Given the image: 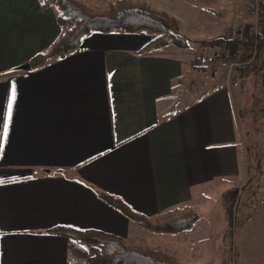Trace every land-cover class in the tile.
<instances>
[{
  "label": "crops",
  "instance_id": "obj_1",
  "mask_svg": "<svg viewBox=\"0 0 264 264\" xmlns=\"http://www.w3.org/2000/svg\"><path fill=\"white\" fill-rule=\"evenodd\" d=\"M134 1L175 17L192 40L227 38L252 22L248 0ZM61 31L40 0H0V264H84L67 237L48 232L56 227L128 244L150 238L99 192L154 219L174 207L209 208L246 172L252 78L228 65L245 43L138 54L154 35L96 32L77 52L23 69Z\"/></svg>",
  "mask_w": 264,
  "mask_h": 264
},
{
  "label": "trees",
  "instance_id": "obj_2",
  "mask_svg": "<svg viewBox=\"0 0 264 264\" xmlns=\"http://www.w3.org/2000/svg\"><path fill=\"white\" fill-rule=\"evenodd\" d=\"M44 9L52 8L62 28L61 34L45 52L34 56L29 62L32 68L45 65L50 60L77 52L83 39L96 32L100 33H151L153 39L138 54H148L169 46L186 49L194 42L215 47L232 43L228 37L209 41L192 40L181 31L179 21L166 12L150 6L146 1L104 0L103 7H95L81 0H40ZM259 20L262 29L255 37L249 36L246 46L257 41L255 68L242 74L258 79V89L264 95V0L261 2ZM99 196L108 205L122 212L145 229L161 234H179L195 226L199 215L191 207H174L151 219L135 211L124 200L106 192ZM68 238L72 256L84 264H181L163 248L147 245H130L112 233L100 230H78L70 227H56L48 231Z\"/></svg>",
  "mask_w": 264,
  "mask_h": 264
},
{
  "label": "rangeland",
  "instance_id": "obj_3",
  "mask_svg": "<svg viewBox=\"0 0 264 264\" xmlns=\"http://www.w3.org/2000/svg\"><path fill=\"white\" fill-rule=\"evenodd\" d=\"M252 75L244 101V175L210 197L209 208L191 207L199 215L193 228L169 235L135 222L150 238L139 236L130 245L167 246L181 264H264V95Z\"/></svg>",
  "mask_w": 264,
  "mask_h": 264
},
{
  "label": "built area",
  "instance_id": "obj_4",
  "mask_svg": "<svg viewBox=\"0 0 264 264\" xmlns=\"http://www.w3.org/2000/svg\"><path fill=\"white\" fill-rule=\"evenodd\" d=\"M262 1L263 0H248L247 12L251 17L252 22L251 24H241L233 27L228 35V38L231 41L241 43L246 42L251 34H254L255 37L258 36V33L262 29V24L259 20V12ZM257 53V41H253L245 47L240 56L230 59L228 61V65L230 69H239L241 73L247 70H253L257 61ZM219 59L222 60L223 56L218 57V59H214L210 67L212 72H215Z\"/></svg>",
  "mask_w": 264,
  "mask_h": 264
},
{
  "label": "snow or ice",
  "instance_id": "obj_5",
  "mask_svg": "<svg viewBox=\"0 0 264 264\" xmlns=\"http://www.w3.org/2000/svg\"><path fill=\"white\" fill-rule=\"evenodd\" d=\"M13 99H14V89H13ZM11 107H12V100H10V101H9V104H8L9 115H10V113H11ZM7 128H8V124L5 123V125H4V134H5V135L7 134ZM2 147H3V144L0 143V148H2Z\"/></svg>",
  "mask_w": 264,
  "mask_h": 264
},
{
  "label": "water",
  "instance_id": "obj_6",
  "mask_svg": "<svg viewBox=\"0 0 264 264\" xmlns=\"http://www.w3.org/2000/svg\"><path fill=\"white\" fill-rule=\"evenodd\" d=\"M30 63H27V64H25L24 66H23V69H28V68H30Z\"/></svg>",
  "mask_w": 264,
  "mask_h": 264
}]
</instances>
